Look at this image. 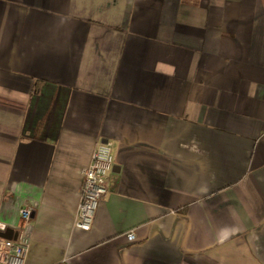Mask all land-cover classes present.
<instances>
[{
  "label": "crops",
  "instance_id": "0c3cea01",
  "mask_svg": "<svg viewBox=\"0 0 264 264\" xmlns=\"http://www.w3.org/2000/svg\"><path fill=\"white\" fill-rule=\"evenodd\" d=\"M102 140L109 190L83 230ZM29 202L23 264H264V0H0L11 239Z\"/></svg>",
  "mask_w": 264,
  "mask_h": 264
},
{
  "label": "built area",
  "instance_id": "2783aa9c",
  "mask_svg": "<svg viewBox=\"0 0 264 264\" xmlns=\"http://www.w3.org/2000/svg\"><path fill=\"white\" fill-rule=\"evenodd\" d=\"M112 143L109 140L98 141L91 153L89 163L82 170L80 199L74 224L77 228L88 230L99 200L109 190L108 175L113 167ZM33 203L21 204L17 216L16 239L0 237V264H23L26 252L31 244V224L34 212ZM128 240L134 239V232H126Z\"/></svg>",
  "mask_w": 264,
  "mask_h": 264
},
{
  "label": "water",
  "instance_id": "95a60500",
  "mask_svg": "<svg viewBox=\"0 0 264 264\" xmlns=\"http://www.w3.org/2000/svg\"><path fill=\"white\" fill-rule=\"evenodd\" d=\"M12 232H14L13 229L10 228V227H7L4 230L0 231V237H4V238H15L16 237V232H14V233H12Z\"/></svg>",
  "mask_w": 264,
  "mask_h": 264
}]
</instances>
